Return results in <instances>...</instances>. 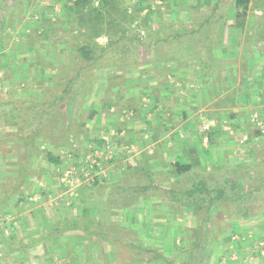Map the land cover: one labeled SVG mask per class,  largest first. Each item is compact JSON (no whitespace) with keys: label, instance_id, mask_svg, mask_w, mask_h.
Returning <instances> with one entry per match:
<instances>
[{"label":"crops","instance_id":"1","mask_svg":"<svg viewBox=\"0 0 264 264\" xmlns=\"http://www.w3.org/2000/svg\"><path fill=\"white\" fill-rule=\"evenodd\" d=\"M173 1L169 17L196 30L195 39L180 42L193 51L138 74L139 79L123 86L117 95L120 99L115 89L112 96L118 101L109 108L101 104L105 88L89 90L85 106L95 110V115L75 138L78 145L69 148L91 156L110 143L116 155L99 157V175L93 183H81L71 192L61 183L65 170L81 164L79 157L64 150L68 146L53 148L34 139L32 154L27 155V148L12 138L5 139V134L17 132V127L4 113L9 106L2 103L3 98L27 97L35 88H0V264H116L112 259L119 252L121 244L117 242L125 241L129 230L124 226V233L112 231L110 226L118 221L113 216L95 215L94 204L103 208L110 194L126 189L138 191L134 201L140 203L136 207L143 213L139 219L130 217L129 222L149 225L154 229L151 236L171 244L168 249L160 245L161 251L175 256L188 249L190 242L185 249L180 247L179 237L185 240V230L174 212L173 191L190 188L192 181L200 175L210 177L211 171L214 176L217 169L228 172L235 165L264 160V42L258 40L260 26H250L244 33L249 14L237 17L233 5L217 8L219 0ZM17 27L13 23L0 29V67L5 71L0 76L10 79L21 76L15 74L16 66L26 72L34 69L33 61L24 59L36 57L34 52L20 51L21 46L16 48L12 39L3 45ZM254 112L262 118V127L252 122ZM48 151L57 156V163L45 156ZM175 162L194 167L179 174L173 168ZM250 171L260 175L254 168ZM246 202L253 209L262 205L253 198ZM222 204L219 207L232 205L229 199ZM131 205L123 203L120 208ZM76 209L80 211L77 217ZM194 211L196 208H190L186 213L193 218L189 224L197 222ZM218 213L204 215L208 223H219L222 231L213 237L212 231L208 232L207 254L199 264H264V209L242 218ZM165 224H170L171 230L163 227ZM127 260L124 264H137Z\"/></svg>","mask_w":264,"mask_h":264},{"label":"trees","instance_id":"2","mask_svg":"<svg viewBox=\"0 0 264 264\" xmlns=\"http://www.w3.org/2000/svg\"><path fill=\"white\" fill-rule=\"evenodd\" d=\"M24 2L0 0V29L5 30V27L12 25L15 19L20 20ZM53 2L55 4L62 2L59 13L53 19L48 21L40 19L38 24L17 36L21 50L34 52L36 55L34 64L43 70V76L35 80L28 71L19 76L18 81L24 80L26 83L31 81L45 87H41L38 92L34 89L35 92L15 101L9 98L2 101L4 105L11 106L4 110V113L12 118L17 127V132H7L4 137L7 140L12 138L20 146L27 148V155L32 154L35 147L34 139H39L53 148L76 145L74 141L76 137L71 134L70 128L74 124L84 127L95 115L96 111L89 109L85 104L97 72L110 69L112 72L116 71V75L113 74L115 81L108 79L106 94L101 100L102 107L109 108L118 101L113 100L112 93L115 89L116 98L120 99L121 97L117 95L129 80L139 79L138 74L152 69L160 62L176 61L179 56L189 55L193 50L182 47L180 42L196 38V30L184 26L179 20L167 17L155 22L153 17L158 13L160 5L154 7L151 0H53ZM250 2L252 0H233L232 5L236 9L237 17L244 18L249 14ZM262 20L264 22V19ZM263 22L257 34L258 40L264 42ZM203 38L201 37L202 40ZM4 78L0 77V87L3 86ZM34 118H37V121H34ZM45 156L53 163L58 162L57 156L50 151L46 152ZM197 164L199 162L195 166H198ZM246 165L239 164L238 167L235 165L228 172L222 171V174L220 169L219 171L217 169L216 174L220 173L218 177H215L216 174L213 176L215 172L211 171L210 177L200 175L192 181L190 188L173 191L171 197L174 198L175 205H178L174 208H181L184 212L190 208L204 209L208 216L209 211L219 209L218 215L228 218H242L251 215L254 210L264 209V160ZM192 167H194L192 164L179 162L173 164V168L179 174L190 171ZM253 168L259 171V176L252 175L250 170ZM241 170L243 174L240 173ZM248 184H253V188L248 187ZM251 198L262 205L259 204L255 209L246 205L248 203L246 201ZM228 199L232 205L219 207ZM201 224L206 225V231L203 234L202 251L197 261H193L195 255L192 251L196 245L194 242L200 241L199 227L194 231L192 248L179 263H174V258L166 256L159 249L131 245H128L131 247L129 262L134 260L139 262L142 260L139 255L146 254L147 261L152 264L202 263L207 254L206 246L209 245L208 232L211 225L214 226L216 223L209 225L205 219ZM115 263L124 264L118 256Z\"/></svg>","mask_w":264,"mask_h":264},{"label":"rangeland","instance_id":"3","mask_svg":"<svg viewBox=\"0 0 264 264\" xmlns=\"http://www.w3.org/2000/svg\"><path fill=\"white\" fill-rule=\"evenodd\" d=\"M24 5H23V13L20 17V20L19 19H15L14 20V24H18V27L16 29L13 30V33L11 38H9V35H7L8 38H5L7 39L6 42L4 40L3 42V45H5V43H8L11 39L12 41L14 42V45L17 47H20L21 44L18 42L19 40L17 39V36L22 34V32H25V30L27 28H30L32 26H35L36 24H38V21L40 19L42 20H45V21H48L50 19H53V17L59 13V8L62 4V2L59 4H55L53 2V0H24ZM175 1L173 0H151V3L152 5L154 6H157V5H160L158 7L159 11L156 15H154L153 19L155 22H157V20H162V19H165L170 15L171 13V7L174 4ZM215 2V0H214ZM232 2L233 0H219L217 2V8H221V7H227V6H231L232 5ZM176 3V2H175ZM227 5V6H226ZM154 6V7H155ZM169 7V8H168ZM263 8H264V0H252V2H250V5H249V16L251 17V19L249 18V21L248 23L244 24L245 27L243 28L244 30V33H247V31L250 28V26H254V27H259L263 20L264 19V14H263ZM170 12V13H169ZM263 17V18H262ZM257 19V20H256ZM16 20H19V22H17ZM246 20V18H245ZM264 23V22H263ZM253 27V29H254ZM250 33H254V31H250ZM21 48V47H20ZM18 48V50L20 49ZM17 51V49H16ZM21 51V49H20ZM24 52V51H22ZM28 51H26L27 53ZM18 53L16 54V58L18 57ZM27 58L24 59V60H31L33 61V63L36 62V59L35 60H32L33 58H31L32 56H26ZM15 66V65H14ZM26 67V65H25ZM26 69V68H25ZM41 68L40 67H37L35 66L34 64V69H29L30 71V75L32 76V78L35 80L36 78L40 77V76H43V70H40ZM15 74L16 73H19L20 75H24L26 74V70L24 71V69H22L21 65L19 66H16L15 69ZM47 70V69H46ZM0 71H1V74L4 75L2 72L4 71V67H0ZM7 71V70H6ZM5 72V71H4ZM113 74L116 75V71L112 72V70H102V71H99L97 72L96 74V78L94 79L92 85L90 86L89 90L90 89H104L106 90L109 82H108V79H112L113 81L114 80V76ZM129 74V72H128ZM0 76V77H3V76ZM18 79L20 78H5L2 83H3V86L0 87V88H9V87H13L14 90H27L29 88H35V90L38 92L41 87H45L43 85H39V84H35V83H32L31 81H24L22 80V82H19ZM21 90V91H22ZM106 94V92H105ZM103 93V96L105 95ZM99 95L101 96L102 94L99 93ZM11 98L9 99H13V96H9ZM3 99H8V98H3ZM89 98H87L86 102H88ZM15 101V100H14ZM25 104V103H23ZM10 107V105H9ZM10 119V118H9ZM34 121H37V118H34L33 119ZM71 131H72V135L74 136V138L76 137H79L80 134H82V132H84V129L83 127H79L77 126V124H74V126H72L71 128ZM76 141V140H75ZM76 145L77 142H76ZM110 143H107L103 149V151H101V149H98L99 151L96 152V153H93L92 155L96 156V157H100L101 155H104L103 157H105L106 159H111L113 157V155H115V151L114 149H112L110 147ZM64 150L66 152L69 151V153L73 156H77V158L79 157V161H83L85 159V157L87 156L86 153L84 154H79L78 153V149L77 148H69V146L66 148H64ZM74 150V151H73ZM110 154H112V156L110 157ZM120 154V152L117 151V156ZM83 155V156H82ZM82 156V157H81ZM116 156V155H115ZM82 158V159H81ZM101 158V157H100ZM121 167H125L124 164L121 165ZM135 179H138L137 177H134ZM140 181V180H139ZM69 188V187H68ZM68 191L71 192L70 189H67ZM69 195L71 193H68ZM164 194V193H163ZM135 195H136V198L138 199V191H133L132 189L129 190V189H126V191L124 192H113V195L110 194V198L107 199V203L105 205V207L103 208H100L99 206L95 205V208L97 209V213H95V215H100L101 216H105L108 218L112 216L115 217V220H117L118 222L119 221H127V224L124 225V223H118L116 222L117 224L115 225H111L110 226V229L116 233H124V226L126 229L129 230V236L128 238L126 237V240H121V241H118L117 244H121L119 245V252H118V257H119V260L122 261V262H125L127 259H129V256L131 254V247L133 246H139V247H146V246H149L151 247L152 249L155 248V249H159L161 251V247H166V249H168V247H170L171 244H169V240H168V243H166V239L164 238L163 241L161 240H157V238L151 236V233L153 232L152 230L154 229H151L149 228V225L147 227V225H144V224H139L138 221L137 223H132V222H129L130 220V217H136L137 219L140 218V215L143 216V213L140 212V209L139 207H136L137 204L140 205V203H138V201H134L135 199ZM165 195V194H164ZM72 196H75V195H72ZM92 196V195H91ZM166 196V195H165ZM131 198V199H130ZM125 204H132L131 207H126V208H120L122 207V205ZM77 204V203H76ZM176 207H178V205H176ZM176 210V211H175ZM77 211V214H74L77 216L80 215V211L78 209H76ZM212 211V210H211ZM219 211V209L217 210ZM217 211H214V212H217ZM174 212H176V218L180 217L181 219V222H184V224H181V227L184 228L185 230V240L181 237V240H180V247L182 249H185L186 247V244L187 242H190L189 244V247L188 249L186 250H182V251H179L175 256H170L172 258H174V263H179V260H181L182 258H185L187 255H188V251L192 248V243H193V238H191V236H194V231L199 227V230H198V234L200 235V241L198 242H194L196 245H195V248H193V251L192 253H194L195 256H193V261H197L198 260V256L200 254V251H202V238H203V234L205 233V229H206V225L205 224H201V222L204 220V215H205V212H204V209H200V210H196L194 211V213L197 214V222L196 223H193V224H189L187 221H192L193 218L192 217H188L186 216L187 212H184L183 210H181V208H177V209H174ZM89 214V212L87 213V215ZM113 214V215H112ZM191 223V222H190ZM201 224V225H200ZM209 225H211L210 223H208ZM167 224L163 225V227H165ZM200 225V226H198ZM168 226V225H167ZM128 227H131V228H128ZM169 230H171V225L169 224ZM173 227V226H172ZM189 227L191 228V232H188V229ZM221 225L219 223H216L214 226L211 225V229L210 231H212V234L211 236L213 237L214 235H216L217 233H221L222 229L220 228ZM163 229V228H162ZM164 230V229H163ZM184 232V231H183ZM204 232V233H203ZM203 233V234H202ZM211 232H209L210 234ZM192 234V235H191ZM210 236V237H211ZM167 237V236H166ZM210 237H209V241H210ZM217 237V236H216ZM192 239V241H191ZM214 239V238H212ZM177 239L174 241L175 243H177ZM158 243V244H157ZM123 245V246H122ZM128 245H131V247H129ZM117 246V245H116ZM190 248V249H189ZM137 253V252H136ZM143 255V254H142ZM117 256L112 259L113 262H115ZM141 257V261H137V260H134L137 264H152L151 262H148L147 261V255H143L141 256V254L139 255ZM180 257V259H179ZM133 261V262H134ZM89 262H90V259H89ZM204 262V261H202ZM201 263V262H200ZM132 264H135V263H132Z\"/></svg>","mask_w":264,"mask_h":264},{"label":"built area","instance_id":"4","mask_svg":"<svg viewBox=\"0 0 264 264\" xmlns=\"http://www.w3.org/2000/svg\"><path fill=\"white\" fill-rule=\"evenodd\" d=\"M1 74V71H0ZM252 122L259 127H262V118L258 113L254 112L251 117ZM263 131V129H262ZM108 140V138H105ZM77 168H71L65 170L60 181L64 186L69 187L70 190L75 188L81 183L91 184L99 175V168L101 166L99 157L94 155L87 156ZM264 254V250L262 251Z\"/></svg>","mask_w":264,"mask_h":264}]
</instances>
